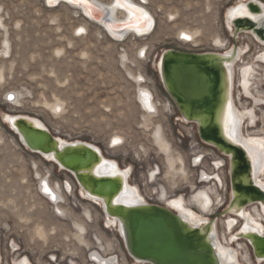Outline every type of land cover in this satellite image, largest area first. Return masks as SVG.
Returning <instances> with one entry per match:
<instances>
[{
    "label": "rangeland",
    "instance_id": "374dc122",
    "mask_svg": "<svg viewBox=\"0 0 264 264\" xmlns=\"http://www.w3.org/2000/svg\"><path fill=\"white\" fill-rule=\"evenodd\" d=\"M142 1L155 19L154 31L149 36H129L114 42L102 27L65 4L49 8L45 0H0V71L4 76L0 81L1 264H20L24 257L32 264H93L88 258L91 253L113 257L112 264H133L115 230L104 226L99 207L78 197L73 176L22 147L4 122V114L35 117L55 137L99 147L121 168H131L129 182L139 188L146 201L166 205L170 199L182 198L200 215L216 217L222 237L221 221H227L228 216L219 214L227 205L220 209L215 205L220 198L225 201L224 189L212 202L215 207L210 217L203 215L207 209L194 198L212 189L210 184H198L197 175L209 172L219 154L202 143L193 124L184 125L178 120L177 111L158 82L156 63L166 50L215 51L213 44L219 38L227 47L235 41L237 45L248 43L249 51L242 62L255 65V57L264 47L246 35L232 37L224 24L225 11L231 4L217 0ZM182 33L192 39L187 43L179 41ZM237 78L236 75V81ZM250 82L253 96L264 99V71L255 69ZM138 86L153 96L157 113L152 117L146 116L136 103ZM11 93L16 102L11 97V103L6 101ZM243 97L235 82L236 105L250 109L251 99ZM56 102L61 109L54 112L50 108ZM253 108L255 125L245 126L244 131L264 137V133L258 134L260 130L264 132V106ZM155 129L161 131L170 153L154 144ZM113 136L121 137L122 145L109 146ZM194 155L203 157L199 168L192 165ZM171 156L183 161L184 173L178 170L177 162L173 169L169 168ZM220 176L225 180V172ZM41 177L61 195L64 184L71 186L72 192L63 194L58 204L61 216L39 192ZM191 186L196 187L193 193ZM74 223L84 227L83 235L76 236ZM239 226L238 221L225 233L226 238ZM239 243V262L256 264L250 248L245 249L243 241ZM230 245L238 247L237 243Z\"/></svg>",
    "mask_w": 264,
    "mask_h": 264
},
{
    "label": "bare ground",
    "instance_id": "6f19581e",
    "mask_svg": "<svg viewBox=\"0 0 264 264\" xmlns=\"http://www.w3.org/2000/svg\"><path fill=\"white\" fill-rule=\"evenodd\" d=\"M47 4L49 8L65 4L78 10L80 14L83 12L89 18L87 20L102 27L106 36L114 42H121L129 36L137 38L149 36L155 28L154 17L143 5L133 0H112L110 4H104L98 0H48ZM81 16L83 17L82 14ZM224 24L233 35V38L237 39L240 34L246 35L252 38L256 44L264 47V3L260 0L236 2L227 8L224 15ZM82 31L83 29L80 32L82 33ZM181 35L184 36V39L178 40L183 43H187V39H192V36H185L184 33L180 34L179 37ZM213 46L217 50L193 53L202 60L207 74L212 76L214 92L208 114L200 117L190 115L188 107L178 103L172 95V86L167 78L168 66L166 65V59L174 50L164 51L157 59L156 72L158 82L168 101L173 104L177 111L178 120L184 125L193 124L195 132L202 143L213 148L219 154L218 159L211 164L209 172L200 171L197 175V183L210 184L212 187L210 192L213 193L202 191L196 194L194 198L200 202L203 209H207L206 214L203 215L209 217L215 206L220 209L227 205L219 214L228 216L226 217L227 221H221L223 226L222 237L219 236L216 217L208 218L200 215L193 208H188L182 198L170 199L166 202V205L146 201L139 188L129 182L132 175L131 168H121L116 160L106 157L99 147L86 141H67L55 137L44 123L35 117L22 114H4L3 116L4 122L17 136L22 147L24 146L30 152L40 155L45 162L54 164L58 170L73 176L78 197L99 207L105 222H103L104 226L107 225L110 227L109 229L115 230L127 257L133 264L151 263L131 256L128 230L125 226V214L129 209L149 210L154 207H161L174 213L184 231L191 232L196 238L204 242V247L208 248L214 264H241L237 254V249L242 246L239 243L240 241L245 243V249L247 246L250 248L256 264L264 263V241H262L264 238V137L261 135V137H258L253 132L244 131L245 126L247 128L248 125L250 127L255 125L253 107L264 106V99L253 96L250 91V77L255 74V69L264 71V49L258 52L259 54L255 57V65H252L248 62H242L243 57L249 51L248 43L243 42L237 45L235 41L233 45L227 47L226 44H222V40L219 41V38H216ZM236 75L238 77L237 81L235 79ZM3 79V73L0 71V81ZM138 82L139 79H136L135 83L138 84ZM235 82L238 86V94L246 99H251L250 109V106L238 107L236 105L234 99ZM9 93H6V98ZM10 97L16 102L14 93H11ZM135 99L138 107L146 116L152 117L157 113V105L153 100V96L145 87L138 86L136 88ZM57 108L61 109L59 102H56L50 109L55 112ZM26 128L46 130L54 138V141L49 144L46 150L35 151L29 149L25 143L24 130H28ZM263 133L261 130L258 132V134ZM152 138L159 150L170 153L168 143L163 139L159 129H155ZM38 141H42V138L40 137ZM120 145H122L121 137L113 136L110 138L109 146L116 148ZM69 154H78L83 159L89 157L87 161L89 163L80 167L71 166L69 163L74 160L67 159L65 165L72 167V169L66 168L64 159ZM202 158L194 155L192 165L199 168ZM197 159L200 160L199 163H197ZM175 162L179 163L178 170L184 173L182 169L183 161L172 156L168 159L169 168L173 169ZM224 172L225 180L220 176ZM105 180L110 182L100 184L98 189L102 191L112 190V193L108 196L95 193L93 191L95 182ZM38 185L39 192L54 204L59 215H62L61 208L58 209V204L63 199V194L66 195L72 192L71 186L64 184L61 195L43 177L39 179ZM193 187L192 193L196 191L195 186L190 188ZM221 189H224L226 194L225 201L223 202L220 198L219 203L214 206L212 202L215 201L217 194H219L218 191ZM83 213L86 216V213ZM238 221L240 222L239 228L228 237L230 238L228 240L225 233L232 230ZM73 226L77 231L76 236L84 234L85 229L83 226L77 223H74ZM77 240L85 242L83 239H78V237ZM234 243H237L238 247H231L230 244ZM88 258L93 264H112L114 261L113 257L107 258L96 253H91ZM20 264L32 263L27 257H24ZM242 264L244 263L242 262Z\"/></svg>",
    "mask_w": 264,
    "mask_h": 264
},
{
    "label": "water",
    "instance_id": "95a60500",
    "mask_svg": "<svg viewBox=\"0 0 264 264\" xmlns=\"http://www.w3.org/2000/svg\"><path fill=\"white\" fill-rule=\"evenodd\" d=\"M166 65L167 78L172 86L171 93L178 103L186 105L192 116L208 114L214 85L212 76L207 74L202 60L193 53L172 51L166 59ZM26 129L28 130H24L25 143L29 149L46 150L54 141L46 130ZM40 137L42 141H38ZM89 153L92 154L91 151ZM88 158L83 159L78 154H69L65 156L64 166L72 169L65 165L67 159L74 160L69 161L71 166H84L89 163ZM106 182L110 181H96L93 191L108 196L112 190L98 189L100 184ZM125 220L129 250L134 258L146 260L151 264H214L208 248L204 247V242L191 232L184 231L177 216L164 208L129 209L125 214Z\"/></svg>",
    "mask_w": 264,
    "mask_h": 264
},
{
    "label": "built area",
    "instance_id": "2783aa9c",
    "mask_svg": "<svg viewBox=\"0 0 264 264\" xmlns=\"http://www.w3.org/2000/svg\"><path fill=\"white\" fill-rule=\"evenodd\" d=\"M217 1H219V2H225V3L229 4V5L231 4V5H230V7H231V6H232L234 3H236V2H245L246 0H217ZM260 1L264 3V0H260ZM139 2H140L141 5H143V6L146 5L142 0H139ZM179 39H180V40L184 39V36L181 35V36L179 37ZM143 57H144V56H143ZM6 101H7V102H11L10 96H9L8 99H6ZM193 160H194V159H193ZM197 160H198V159H197ZM199 162H200V160L197 161V163H199Z\"/></svg>",
    "mask_w": 264,
    "mask_h": 264
}]
</instances>
